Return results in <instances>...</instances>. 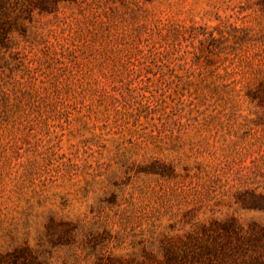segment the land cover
Segmentation results:
<instances>
[{
    "label": "rangeland",
    "instance_id": "obj_1",
    "mask_svg": "<svg viewBox=\"0 0 264 264\" xmlns=\"http://www.w3.org/2000/svg\"><path fill=\"white\" fill-rule=\"evenodd\" d=\"M0 264H264V0H0Z\"/></svg>",
    "mask_w": 264,
    "mask_h": 264
},
{
    "label": "trees",
    "instance_id": "obj_2",
    "mask_svg": "<svg viewBox=\"0 0 264 264\" xmlns=\"http://www.w3.org/2000/svg\"><path fill=\"white\" fill-rule=\"evenodd\" d=\"M148 1H150V0H148ZM43 6H45L43 3H41V4L39 5V7H43Z\"/></svg>",
    "mask_w": 264,
    "mask_h": 264
}]
</instances>
